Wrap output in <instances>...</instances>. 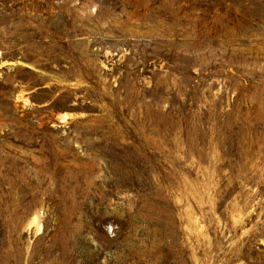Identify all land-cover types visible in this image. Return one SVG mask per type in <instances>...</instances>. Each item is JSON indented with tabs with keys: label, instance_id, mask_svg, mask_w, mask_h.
Here are the masks:
<instances>
[{
	"label": "rangeland",
	"instance_id": "374dc122",
	"mask_svg": "<svg viewBox=\"0 0 264 264\" xmlns=\"http://www.w3.org/2000/svg\"><path fill=\"white\" fill-rule=\"evenodd\" d=\"M0 264H264V0H0Z\"/></svg>",
	"mask_w": 264,
	"mask_h": 264
}]
</instances>
